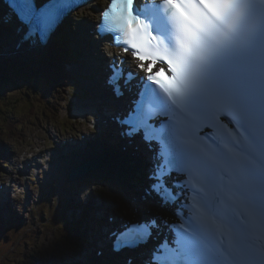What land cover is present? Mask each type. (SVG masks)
I'll use <instances>...</instances> for the list:
<instances>
[{
	"label": "snow or ice",
	"instance_id": "1",
	"mask_svg": "<svg viewBox=\"0 0 264 264\" xmlns=\"http://www.w3.org/2000/svg\"><path fill=\"white\" fill-rule=\"evenodd\" d=\"M82 3L90 0H7L0 36L7 29L44 42ZM99 17L91 39L102 45L120 33L139 61L137 72L105 52L104 87L111 100L127 98L115 119L125 138L148 150L147 195L172 205L176 217L178 202L189 209L180 173L195 170L208 189L199 188L179 226L155 216L121 220L111 231L114 249L146 244L155 233L148 264H264V0H108ZM205 127L220 132L186 140ZM90 195L115 198L102 182L82 199Z\"/></svg>",
	"mask_w": 264,
	"mask_h": 264
},
{
	"label": "rangeland",
	"instance_id": "2",
	"mask_svg": "<svg viewBox=\"0 0 264 264\" xmlns=\"http://www.w3.org/2000/svg\"><path fill=\"white\" fill-rule=\"evenodd\" d=\"M9 64L10 62H2L0 63V68L2 66H8ZM68 79L69 76H66V81L61 80V82L63 83L61 85L62 88H52V92L48 91L49 87H45L42 83H39V89L35 92L33 87H29L28 85L4 84L3 82H0V94H3L5 97V99L0 102L1 134L8 140V135L10 134V132L12 136L14 122L17 126L16 132L18 133V135L10 139L20 141L21 149H28L27 145H29L30 149V143L34 141L37 142L39 140L42 141V144H44L46 149H51V147L49 146V144L53 146L51 139H49L51 132L60 131V133L64 132L65 135H67L79 133V131L82 130H88V128H86L84 125H87L89 127L90 120H93V116L91 115V113H88V109L84 108L83 110H81L83 105H81L80 108V105L76 104V100L73 97L74 92L71 91V84L69 83ZM49 101L53 103H49ZM67 107L73 108V113L68 110ZM76 108L79 109V112ZM55 113L60 115L55 116ZM71 115L75 116V119L77 120L72 117L74 120L73 124L71 126H64V123L69 124L67 119L71 117ZM8 118H11V120L9 122H6V119ZM72 126L73 129H71ZM19 134H21V136H19ZM20 147H18V149H20ZM35 149L39 151V149H42V146L37 147L35 143ZM44 151L45 150H43V152ZM32 155H28V159H32ZM1 156H3V154H1ZM48 157L49 156L47 154L44 155L43 161L48 159ZM44 165L46 168H48V163H44ZM21 167H23V165H21ZM68 168L69 163H64L63 168L60 167L59 170H57L56 167L53 168L52 172L57 171L55 174L57 181L53 182V184L56 185V188L50 189V192H47L48 196H55L58 192L62 195L63 188L68 191L78 190L79 194H81L82 188H85L83 187V185L75 186L73 188L69 187V181L66 172ZM36 170L38 171V169ZM42 170L43 169H41V171ZM48 171L50 172L49 168ZM102 176L107 177L110 175L102 174ZM23 178L24 177H22V179ZM40 178H44V174L42 172L40 174ZM32 179V186L28 185L26 182V184H23L24 188H27L29 192L34 194V197L32 199H27L26 194H22L25 198L21 200V202H23V205H16L17 212L24 216L22 217L23 220H21L22 225H20V227L18 226V229L2 233L0 236V254L2 253V249L5 251L13 246L12 249L7 250L9 252H7V255L4 254L2 258H0V264H36L39 263L37 261L38 258L40 260H44V262L47 263L48 260L54 258L53 256H55L56 258V256L63 255L67 251L72 252V249L68 248V245L65 242V239L68 238V234L66 232V228L61 222L62 216L59 215V211H56L58 212V214H56L55 211L50 214L49 209H44L43 205L41 204L43 199L42 196L44 194V190L42 188L47 181L41 179L42 184L40 185L36 184L35 182L38 179V176L33 175ZM121 182L122 181H120L119 184H121ZM49 183L50 182H48V184ZM119 184L116 181L113 188H120ZM12 189L15 190L14 187ZM86 189L87 187L85 188V190ZM18 191H20V189H16L15 193H17ZM114 193L117 194V196L120 195L118 192ZM77 197L78 195H76L75 197L76 200ZM60 198H62V196H60ZM124 199L126 200L127 198L124 197ZM56 203L57 198L55 197L53 198L52 204L56 205ZM60 203L62 205L66 204H63L62 201ZM12 218L13 217H11V219ZM56 218H59V222L56 220ZM53 220L54 222L52 223ZM55 260L59 261L60 259Z\"/></svg>",
	"mask_w": 264,
	"mask_h": 264
},
{
	"label": "bare ground",
	"instance_id": "3",
	"mask_svg": "<svg viewBox=\"0 0 264 264\" xmlns=\"http://www.w3.org/2000/svg\"><path fill=\"white\" fill-rule=\"evenodd\" d=\"M93 13V9H90L89 10V14H90V16L92 15V17H95V14H92ZM90 19V18H89ZM100 64H98L97 66H96V64H95V67H97L96 68V73H98V75H100L101 73H100ZM88 82L90 83V85H92V84H94L93 83V81L92 80H88ZM32 110V109H31ZM104 117V116H103ZM12 120H14V119H12ZM13 122V121H12ZM13 126H14V129L12 130V136H11V132H10V134L8 135V137H9V139L7 140V138L5 137V136H3L2 137V139L0 138V156H1V154H3V157L4 158H1L0 157V168H2V169H7L8 168V164H7V162H9V157H8V155L12 158V164H11V170H16L18 173L19 172H21V173H25L24 171H22L21 169H17L18 167H17V165H18V163H22V164H26L27 163V161H29V157H28V155L30 154V153H33V154H36V153H40L41 151H37V149H32V145L34 144V142H32V143H30V149H29V145H27V147H28V149H25L21 154H19L18 156L17 155H15L14 154V148H12V147H10V141H11V139L10 138H13L14 136H16V131H15V128H16V125H15V123L13 122ZM86 128H90V127H88L87 125H84ZM89 131L90 132H93V130L92 129H89ZM20 141H18L17 143L19 144V146L18 147H20V144H21V142L19 143ZM23 142H25V141H23ZM8 143V144H7ZM35 143H36V146L38 147V143L35 141ZM17 147V148H18ZM103 147H105V144H102V143H97V141L95 142V144H94V147H93V153L96 155V156H102V152H101V150L103 151V153H104V148ZM18 150H22L21 149V147H20V149H18ZM119 154L120 155H122L123 156V154L122 153H120L119 152ZM17 156V157H16ZM33 156H35L36 158H38L39 156H41V154H39V155H33ZM81 157H82V160H76V161H74V162H76V164H79L80 162H82L86 157H89L87 154H81L80 155ZM23 160H25V161H23ZM107 163V160L105 161V163H104V167L100 170V172H101V174H108V175H110L108 172H107V168L105 167V164ZM26 166V165H25ZM30 174H28V175H30L31 176V174H32V172L30 171L29 172ZM9 175H10V173H7V175L5 176L6 178H9ZM46 175H49V174H46ZM4 176H1L0 177V180L2 179V178H5ZM50 177L52 178V176L50 175ZM114 177L116 178V179H118L117 177H118V174L116 173L115 175H114ZM31 178V177H30ZM32 179V178H31ZM25 180V181H24ZM21 179V184H20V187H17V188H19L20 189V193H24V194H27V199H32L34 196V194L33 193H31V192H29L28 190H27V188H24V184H25V182H27V179ZM24 184H23V183ZM36 182V184H42V181H41V179L38 177V179L35 181ZM17 185H15V187H16ZM30 186H32V185H30ZM47 192H50V187H49V184H48V187H47ZM62 196V198H60V202L62 201V203L64 204V203H66V201H67V197L64 195V194H62L61 195ZM90 197V196H89ZM88 197V198H89ZM126 201H127V199H126ZM17 205L19 206V201L17 202ZM1 208H2V210L0 211V223L2 224L1 225V227H0V233H3V231L2 230H4V227L7 225V227L5 228V229H7V228H10V229H12L13 227L12 226H15L16 224H17V222H19V223H22V221L21 220H23V218L22 217H24L23 215L22 216H20L19 214H18V216H16L15 214L16 213H18L17 212V207H16V202H12V203H10V202H8V201H5L4 203H1V206H0ZM0 208V209H1ZM106 211L107 212H109L110 211V208H107L106 209ZM11 217H13L12 219H11ZM69 217H71V214H70V216ZM25 220V219H24ZM21 221V222H20ZM64 222H65V219H64ZM6 223V224H5ZM66 225H67V220H66ZM64 259H69V255L66 257V258H64ZM60 261V260H59ZM59 261L58 260H52V262H54V263H59ZM36 264H38V263H36Z\"/></svg>",
	"mask_w": 264,
	"mask_h": 264
},
{
	"label": "trees",
	"instance_id": "4",
	"mask_svg": "<svg viewBox=\"0 0 264 264\" xmlns=\"http://www.w3.org/2000/svg\"><path fill=\"white\" fill-rule=\"evenodd\" d=\"M48 68L46 64L40 63L32 64L29 62H17L8 66L0 68V82L4 84H24L33 87L36 91L39 81H47L48 77L44 75L45 70ZM1 93V92H0ZM5 99L3 94H0V102ZM11 118L6 119L9 122ZM1 128V127H0ZM3 135L0 132V138ZM4 158L3 156H0Z\"/></svg>",
	"mask_w": 264,
	"mask_h": 264
},
{
	"label": "water",
	"instance_id": "5",
	"mask_svg": "<svg viewBox=\"0 0 264 264\" xmlns=\"http://www.w3.org/2000/svg\"><path fill=\"white\" fill-rule=\"evenodd\" d=\"M89 169H92V168H88V169L84 168L83 170H81V172H78L77 170H75V172L72 175H73V177L84 175V174H86V172H88Z\"/></svg>",
	"mask_w": 264,
	"mask_h": 264
}]
</instances>
